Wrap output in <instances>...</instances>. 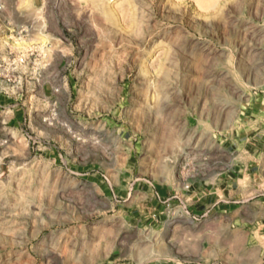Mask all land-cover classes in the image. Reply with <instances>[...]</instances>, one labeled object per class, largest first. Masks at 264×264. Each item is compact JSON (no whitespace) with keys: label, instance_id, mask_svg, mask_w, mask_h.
<instances>
[{"label":"rangeland","instance_id":"rangeland-1","mask_svg":"<svg viewBox=\"0 0 264 264\" xmlns=\"http://www.w3.org/2000/svg\"><path fill=\"white\" fill-rule=\"evenodd\" d=\"M261 123L264 0H0V264H166Z\"/></svg>","mask_w":264,"mask_h":264},{"label":"crops","instance_id":"crops-1","mask_svg":"<svg viewBox=\"0 0 264 264\" xmlns=\"http://www.w3.org/2000/svg\"><path fill=\"white\" fill-rule=\"evenodd\" d=\"M229 147H233L231 169L214 176L208 184L204 177L198 178L190 189L170 195L169 216L159 222L162 212L157 210L149 221L150 227L164 224L168 229L166 241L172 251L165 255L166 264L262 262L264 124L255 132L234 138ZM205 216L209 218L203 219Z\"/></svg>","mask_w":264,"mask_h":264},{"label":"built area","instance_id":"built-area-1","mask_svg":"<svg viewBox=\"0 0 264 264\" xmlns=\"http://www.w3.org/2000/svg\"><path fill=\"white\" fill-rule=\"evenodd\" d=\"M18 62H19L20 64L24 63V58H23V57H20V58L18 59Z\"/></svg>","mask_w":264,"mask_h":264},{"label":"bare ground","instance_id":"bare-ground-1","mask_svg":"<svg viewBox=\"0 0 264 264\" xmlns=\"http://www.w3.org/2000/svg\"><path fill=\"white\" fill-rule=\"evenodd\" d=\"M206 2L208 1V0H205ZM202 2V1H201ZM204 2V1H203ZM210 4V3H209Z\"/></svg>","mask_w":264,"mask_h":264}]
</instances>
